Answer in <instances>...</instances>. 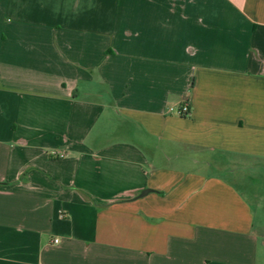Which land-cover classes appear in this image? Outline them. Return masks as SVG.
Returning a JSON list of instances; mask_svg holds the SVG:
<instances>
[{
  "label": "crops",
  "instance_id": "obj_1",
  "mask_svg": "<svg viewBox=\"0 0 264 264\" xmlns=\"http://www.w3.org/2000/svg\"><path fill=\"white\" fill-rule=\"evenodd\" d=\"M252 174L264 0H0V264H258Z\"/></svg>",
  "mask_w": 264,
  "mask_h": 264
},
{
  "label": "rangeland",
  "instance_id": "obj_2",
  "mask_svg": "<svg viewBox=\"0 0 264 264\" xmlns=\"http://www.w3.org/2000/svg\"><path fill=\"white\" fill-rule=\"evenodd\" d=\"M247 179L251 181L249 186L251 193L254 194L253 197L251 195H247V197L256 210L255 227L258 240V264H264V178L260 181L259 177L252 174L247 175Z\"/></svg>",
  "mask_w": 264,
  "mask_h": 264
},
{
  "label": "built area",
  "instance_id": "obj_3",
  "mask_svg": "<svg viewBox=\"0 0 264 264\" xmlns=\"http://www.w3.org/2000/svg\"><path fill=\"white\" fill-rule=\"evenodd\" d=\"M189 112V109H188V105L187 104H184L180 107V110H179V115L181 116H186ZM56 156V154H52V157ZM58 157H62V155H59Z\"/></svg>",
  "mask_w": 264,
  "mask_h": 264
}]
</instances>
